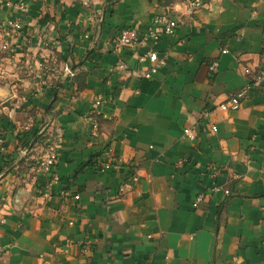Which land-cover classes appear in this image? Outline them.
Instances as JSON below:
<instances>
[{
	"label": "crops",
	"instance_id": "obj_1",
	"mask_svg": "<svg viewBox=\"0 0 264 264\" xmlns=\"http://www.w3.org/2000/svg\"><path fill=\"white\" fill-rule=\"evenodd\" d=\"M162 15L173 35L146 37ZM150 52L165 64L143 78ZM258 71L264 0H0V264H264ZM25 126L62 138L48 189Z\"/></svg>",
	"mask_w": 264,
	"mask_h": 264
},
{
	"label": "built area",
	"instance_id": "obj_2",
	"mask_svg": "<svg viewBox=\"0 0 264 264\" xmlns=\"http://www.w3.org/2000/svg\"><path fill=\"white\" fill-rule=\"evenodd\" d=\"M182 3L186 4L189 8V10H196L203 6L204 0H180ZM20 22L18 21H9L8 27L14 30H19L20 28ZM177 27V21L174 19H171L165 15L156 17L153 20V23L151 24V28L153 29L150 32H147L146 37L152 38L156 40L159 36H171L173 35L175 29ZM114 41L124 48H127L129 50H134L139 45V32L137 30L128 28L121 30L118 35L114 38ZM3 49H6V46H3ZM149 61L152 62V66L149 69V71L144 72L141 75L143 78H149L151 75H153L157 68L159 66H162L165 64L164 58H160L156 53L150 52L147 54ZM217 63L213 62L211 65H209L208 69L211 73H214L217 69ZM66 72L68 75L73 76L72 72L68 69H66ZM246 74H249L251 71L250 69L246 68L244 70ZM264 78V71H258L254 75V80L256 82H260ZM252 88V85L250 83H247L243 89L236 92L233 95L228 96L223 102H221L218 105V108L225 112H235L238 111L241 108V105L243 104L245 98L247 97L248 91ZM97 105L100 104L99 101L96 102ZM97 124L93 122V128L96 129ZM211 130L213 132L217 131L216 126H212ZM183 135L189 139L194 140L195 133L192 129L184 128L183 129ZM61 142H57L54 144H51L44 155V157L40 160V163L38 165V170L41 171L45 176V188L48 189L50 185L57 180V176L55 173V168L58 165L59 161V149H60ZM108 162L106 164L104 162L100 163V166H102L103 169L109 168ZM133 181L136 180V177H133ZM127 185L123 184L119 187V194L123 193L125 191ZM225 194L227 195L228 192L226 191ZM74 200L79 199V195H75ZM201 195H198L196 198L195 203L193 204L194 207L197 206L199 201H201Z\"/></svg>",
	"mask_w": 264,
	"mask_h": 264
},
{
	"label": "rangeland",
	"instance_id": "obj_3",
	"mask_svg": "<svg viewBox=\"0 0 264 264\" xmlns=\"http://www.w3.org/2000/svg\"><path fill=\"white\" fill-rule=\"evenodd\" d=\"M23 131V142L21 145V150H18L19 154H22L26 160H28V156H31L34 153H37L34 160H37L36 163L26 162L30 166H36L38 169V165L40 160L46 154L49 146L51 144L62 142V138L58 135V133L54 129H48V127L39 126L37 128H29L27 126L24 127ZM39 148V149H38ZM38 149V150H37ZM3 152V151H2ZM37 157V158H36ZM7 163V165H6ZM14 168V163H9L8 161H4L3 168ZM39 171V170H38Z\"/></svg>",
	"mask_w": 264,
	"mask_h": 264
}]
</instances>
